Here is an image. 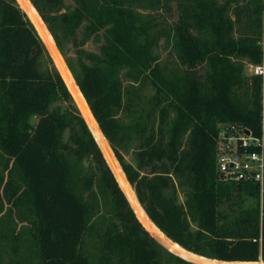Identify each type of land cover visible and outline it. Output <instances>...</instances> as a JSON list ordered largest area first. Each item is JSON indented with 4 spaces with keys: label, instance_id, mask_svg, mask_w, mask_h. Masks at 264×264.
I'll return each instance as SVG.
<instances>
[{
    "label": "trees",
    "instance_id": "1",
    "mask_svg": "<svg viewBox=\"0 0 264 264\" xmlns=\"http://www.w3.org/2000/svg\"><path fill=\"white\" fill-rule=\"evenodd\" d=\"M28 1L153 225L213 264H264L258 186L216 172L220 123L261 136L262 78L248 83L235 60L261 61L264 0H73L69 9L65 0ZM243 14L252 30L235 36ZM161 39L180 68L171 74L152 65ZM88 40L97 52L83 47ZM146 81L154 93L143 102L133 85ZM90 130L27 13L0 0V212L6 205L27 222L19 233L36 253L29 262L0 228V264H198L143 226ZM122 150H133L135 164Z\"/></svg>",
    "mask_w": 264,
    "mask_h": 264
},
{
    "label": "rangeland",
    "instance_id": "2",
    "mask_svg": "<svg viewBox=\"0 0 264 264\" xmlns=\"http://www.w3.org/2000/svg\"><path fill=\"white\" fill-rule=\"evenodd\" d=\"M218 1H219V3L223 2V0H218ZM17 2L19 4V6L27 13V15L29 16V18L31 19L33 24L36 26L38 33H39V35H40V37H41V39H42V41H43V43L47 49L48 54L52 58L55 66L58 68V70L61 73L62 77L64 78L67 86L69 87V90L71 92V95H72V98H73L75 105L77 106L80 114L86 120L89 127L91 128V130L95 134L105 159L108 160L109 163L111 164V166L113 167L115 174H116V176L120 182V185H121V186L120 185L119 186L121 187L122 191L124 192L125 196L127 197L131 207L135 211L140 222L150 232V234L161 245H163L165 248H167L169 251H171V252H173V253H175V254L183 257V258H186L190 261L196 262L198 264H213L212 261H214L215 259L206 258V257L200 256V255L194 254V253L182 248L180 245L173 242L162 231H160L159 229H157L153 225L152 221L148 218L144 209L142 208V206L138 202L133 187L130 184H128L124 175L121 172V169L117 165L115 158H114L115 154H114V152H112L113 150H112L108 140L105 138V136L101 132L99 125L95 121L94 117L92 116V113L89 109V106H88L87 102L85 101L84 97L82 96L81 92L77 89L76 82L74 80V77H73L71 71L69 70V68L65 62V58L61 54L60 50L58 49L51 33L49 32V30L46 27V24L41 20L39 14L35 11V9L32 7V5L30 4V2L28 0H17ZM65 5H66L67 9L72 8L74 6L73 0H65ZM229 14L233 19H235V13L232 9L229 11ZM163 15H165V14L162 13L160 15V17ZM177 17H178V13L176 11L175 5L173 4L172 18H169V19L175 20V18L177 19ZM248 21H249V18L243 14L241 16V26L238 23H235V36L242 35L246 31V29L248 31L252 30L251 27L249 26L250 23ZM99 44L100 43H95L92 40H88L83 47L87 50L97 52L98 48H99ZM65 51H66V56L74 57V52L71 48L69 49V45H66ZM154 54L156 55V57H155L156 61L155 62L152 61V65H154V63H156L157 65H159V67L162 68L164 73L171 74V72H175L176 70L178 71L180 69L178 67L177 62H176V58L174 56L173 51L164 45V42L162 39L160 40L158 46L156 48H154ZM235 62L237 65H239L243 68L242 74H243L244 78H246L245 81L248 80V83H249L251 75H252V72H251V70H252L251 65L252 64L246 58H237L235 60ZM125 85L129 86L130 84L125 82ZM133 87L137 90L136 91L133 88V91L138 96V99L141 101L143 100V102H145V100L147 98H149L152 95V93H154V87L151 85V83L149 81H146L142 85L140 83L139 84L135 83L133 85ZM244 88L245 87L239 88L238 92L240 94H242L244 91ZM120 116H121L122 120H124V121L128 120L126 115L122 114ZM92 131H91V133H92ZM130 146H131V148L133 147V145H130ZM132 151L126 152V151L122 150L121 152L123 153L126 161H128L132 164H135V160H134ZM113 154H114V156H113ZM108 161H107V163H108ZM183 200H184V196L180 195L179 201L183 202ZM251 204H252V200L247 198L245 201V206H249ZM260 204H261V208H263L264 207V197L260 201ZM2 213H3L4 217L0 216V228L2 227L4 230L8 229L10 231L9 233L11 236V241L16 242L17 244L20 243L23 246L29 245V238H26L29 233H27V235H25L26 236L25 238L22 237V235H20V233H19V230H22V231L26 230L27 222L21 221L17 215L12 216V213L11 212L8 213V211H6V210H4V212H2ZM12 230H16V231H12ZM1 246L4 247L1 250V259L4 263H7L8 261H11L10 243L8 242L5 244H2ZM24 252L29 254L28 255V257L30 259L29 262L33 261V259H34V263H35V261H36L35 260V255H36L35 250L32 253L29 250L24 251ZM14 260H15V258L13 259V261ZM17 261L15 263L21 264L20 260L18 262ZM12 264H14V263H12Z\"/></svg>",
    "mask_w": 264,
    "mask_h": 264
},
{
    "label": "built area",
    "instance_id": "3",
    "mask_svg": "<svg viewBox=\"0 0 264 264\" xmlns=\"http://www.w3.org/2000/svg\"><path fill=\"white\" fill-rule=\"evenodd\" d=\"M259 44L262 58L251 65V72L262 78L261 136L236 123H220L216 138V172L225 181L255 184L261 201L264 197V12Z\"/></svg>",
    "mask_w": 264,
    "mask_h": 264
},
{
    "label": "crops",
    "instance_id": "4",
    "mask_svg": "<svg viewBox=\"0 0 264 264\" xmlns=\"http://www.w3.org/2000/svg\"><path fill=\"white\" fill-rule=\"evenodd\" d=\"M0 205H1V201H0ZM4 208H5L4 210L8 211V207L6 205L4 206ZM2 212H4V211H2ZM2 212H0V216L4 217ZM8 213H9V211H8ZM18 244H20V243H18ZM20 249H25V246L21 245ZM27 250L28 249H25V251H27Z\"/></svg>",
    "mask_w": 264,
    "mask_h": 264
}]
</instances>
